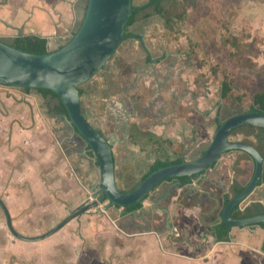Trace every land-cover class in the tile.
<instances>
[{
    "label": "crops",
    "instance_id": "0c3cea01",
    "mask_svg": "<svg viewBox=\"0 0 264 264\" xmlns=\"http://www.w3.org/2000/svg\"><path fill=\"white\" fill-rule=\"evenodd\" d=\"M6 1L0 0L2 4L0 26L7 30L6 37L11 39L10 44L16 38L38 36L48 40L49 50L52 46L56 49L67 43L83 18L81 0H9L7 3ZM167 1L169 6L171 3L175 5L177 0L161 2L165 17L156 14L154 7H145L149 0H138V4L134 5L138 9V14L127 32L130 40L140 44L138 48L146 60L137 69V74L131 72L134 77L139 76V72L145 71L148 67L154 73L163 69L159 68V64L163 65L164 59H161V56L165 51L157 49L158 46L154 45L155 39L158 38L156 34H160L161 31L172 33L170 24L177 23V20L181 22L183 19L169 15L165 9ZM229 6L227 3V7ZM201 18L203 19V16ZM237 18L235 15H229L219 17L216 21L220 25L215 27L216 31L211 36L209 53L212 61L208 64L211 67L225 64L233 75H236L237 71L247 70L252 72L254 81L255 71L264 70V25L256 23L253 26L249 17L245 15L240 20ZM260 20H264L263 17ZM157 23L163 25V30H152L151 27ZM227 31L236 37L248 38L247 42L254 38L259 40L255 70L244 69L228 62L229 50L219 49L221 37L225 36ZM205 48L208 49L204 45L201 46L203 51ZM213 56L223 57L222 60L215 61ZM203 60L204 71L198 76L193 75L187 81V87L180 85L177 88L181 94L174 98L173 106L177 107L175 102L178 101L180 110L171 111L168 116L163 113L161 123L159 121L153 123L151 119L146 122L143 118L142 121H134L135 123L131 125L127 122L125 137L128 133L132 145H121L127 147V153L123 155L122 151L120 152V161L117 159L114 145L112 148L117 182L121 170L123 182L129 174L138 171L136 163L142 159L139 153L146 152L145 148L152 149L155 155L153 161L147 165L146 171L156 160H164L159 156L160 152L164 151L159 147L161 145H142L141 133L161 137V140L170 142L169 146H174L183 154L182 157H185L192 148L203 146L201 138L203 133L205 140L212 134V122L216 132L218 109L222 102L220 84L210 74L209 66L206 64L208 60ZM187 74L191 75L186 71L184 75ZM203 74L206 76L200 79ZM209 84L215 85L216 92L208 90ZM257 86L263 88L262 83H257ZM83 90L84 95L86 93L91 95V91ZM24 94L22 96L29 102L39 99L30 91ZM1 100L8 109V116L3 119V123L8 125V140L17 144L23 137H29V134L31 137L32 133L22 128V124L28 121L26 115L28 112L15 106V97H8L4 93ZM34 119L39 118L36 116ZM133 124L136 126L134 129ZM64 125L67 131L66 122ZM192 134L200 137L198 142H193ZM72 139L74 143L81 144L79 137L72 135ZM134 139L141 145L134 144ZM36 143L32 140L34 145H6L4 156L9 160V167L3 166L0 180V189L3 190L1 199L8 207L13 226L18 233L26 237H32L27 233L33 231L35 235L38 229L32 217L52 213L57 217L69 216L101 188L98 162L95 157L88 155L87 145ZM253 166L250 157L241 151L226 153L215 166L196 177L191 184L171 188L170 183H163L150 195L152 196L150 205L144 204L135 214L123 215L122 209H117L121 214L112 220L116 227L112 232L106 230L104 223L99 224V219L95 217L98 215L88 212L72 220L49 239L25 242L14 239L15 237H11L12 234L9 235L10 238L3 235L6 240L8 239V243L0 245V264H101L91 254L92 242L100 245L105 242L99 249H104L106 257L114 254L113 264H264L263 225L228 228V241H218L212 232L213 227L221 223L219 218L224 207V197L226 195L232 197L234 185L245 186L248 183ZM119 168L121 169L118 172ZM146 171L142 173L145 174ZM251 203H260L264 206V182L242 207ZM113 209L115 208H109ZM17 217L21 218L16 220ZM125 218H128V221L123 224Z\"/></svg>",
    "mask_w": 264,
    "mask_h": 264
},
{
    "label": "rangeland",
    "instance_id": "374dc122",
    "mask_svg": "<svg viewBox=\"0 0 264 264\" xmlns=\"http://www.w3.org/2000/svg\"><path fill=\"white\" fill-rule=\"evenodd\" d=\"M81 2L85 5V0H81ZM168 3V1L165 2V9L170 13L169 15L177 16L180 20L182 19L181 17H183V19L181 22L177 20V23L170 24L172 29L169 28L172 33L169 32L168 34L167 31H161L160 34L154 33V35L156 34L158 37L155 39L154 45L158 46L157 49L165 51L164 55L161 56V59H164L163 65L159 64V68L163 67V69L158 70V72L155 71L154 73L153 70L148 67L145 71H140L139 76L134 77L132 73L136 72L137 74V69L141 67V63L146 62V60L144 58L145 56L141 54L138 48L140 45L139 43H136L135 40L132 39L125 40L108 62V69H102L94 78L79 87L91 91V95L86 93V95L81 97V106L86 110L90 123L106 137L116 138L113 145L116 149L118 161L121 159L119 156L121 151L123 155L127 153V147L121 145H132L129 136L125 137L127 122L128 125L129 123L131 125L135 123L134 121H142L143 118L146 122L151 119L153 123L158 121L161 123V115L163 113L168 116L171 111L180 110L178 101L175 102L177 107L173 106L174 98L181 94L177 88L180 85L182 87H187V81H189L193 75L198 76L200 72L204 71L202 69V59H204L203 61H212L211 53H209V44L211 36L216 31L215 27H219L220 25V23L218 24L216 22L219 17L222 18L235 15L238 17L237 19L240 20L243 15H245L249 17L253 26L256 25V23L257 25L258 23L259 25H264V20H260L261 17L264 19V0H177L175 5L170 2L171 4H169V6ZM227 3L230 4L229 7H227ZM133 4L137 5L138 0H134ZM83 15L84 7L82 8V17ZM201 16H203V19ZM162 24L157 23L156 26H152L151 28L154 31L163 30ZM4 28L0 26V38L4 42L10 43L11 39L6 37L7 30ZM129 30L130 27L128 28V31ZM159 45L162 47H159ZM203 45L208 49L205 48L203 51L201 49ZM54 47L55 46H52L51 50H55ZM167 52L168 55H166ZM213 57L216 61L222 60L223 56ZM108 71L110 72L108 73ZM186 71H188V73L190 72L191 75H184ZM252 75V72L247 70L237 71L236 75H234L238 88L243 92H247V89L252 85ZM205 76V74L201 75L200 79ZM103 81H105V83H101ZM214 86V84L208 85V90L212 93L216 92L214 91ZM185 89L186 88H184L183 91H185ZM25 92L26 91L20 88L0 85V180L2 179L3 166H8L9 164L8 158L4 156L6 153V145H34L32 144V140L33 143L38 142L41 143V145L86 144L79 136L65 130L64 121L50 114L48 104H55L57 102L56 99L50 102V98L43 97L39 91L31 89L30 93L37 95L39 99L29 102L22 96L25 95ZM4 93H6L8 97H15V106L21 107L23 111L28 112L26 114L28 116V121L22 124V128L31 132L32 135L31 137L30 134L29 137H23V140L17 144H13L11 140H8V125L3 123V119L8 116V109L4 107L1 100V95ZM220 99L222 101L220 105L221 112L220 114L218 112V114L219 120L221 121L229 116L241 113L248 106V101L239 102L236 98H233L230 103L226 104L223 102L222 97H220ZM36 116L39 118L38 120L34 119ZM37 123H39L38 127ZM212 126V134L208 136L207 140H205V133H203V137L201 138V140H203V146L194 147L195 149L192 148L191 151L185 154V159L187 161L197 159L200 153L210 145L215 133V125L213 122ZM134 128H136V126L134 127L133 124L132 129ZM72 135H74V137H79L78 140L81 144L74 143L75 141L72 139ZM164 136L166 137V135ZM192 136L194 139L193 142L199 141L200 137L195 136V134H192ZM140 139L142 145H152L149 144V142L146 143V139L142 137ZM233 139L247 141L253 145H262L259 140L258 131L250 130L247 127L236 131L233 134ZM36 145L38 144L36 143ZM160 145L159 147L164 149L159 155L161 159H174L180 154L174 146L163 143ZM162 145L164 146L162 147ZM145 151L146 152L139 153L142 159L136 163L138 165V171L129 174L124 182L122 181V170L120 171L121 168H119L118 172L120 171V173H118L119 178L117 184L120 189L129 190L140 181L142 172L146 171L147 165L153 161L155 156L152 149L145 148ZM2 196L3 190L0 189V197L2 198ZM151 198L152 196L145 200L143 206L144 204L150 205ZM104 205V203L100 205L101 210ZM97 210H92L90 212L98 215L95 217L99 219V224L104 223L106 230L108 229L111 232L115 231L114 229L116 227L112 220L114 221L116 218L115 216L118 217L121 212H118L117 209L107 210L106 212H97ZM66 217H57L53 213L47 216L42 215L37 218L32 217L38 229L35 235L33 231L27 233V235L30 234L32 237L41 236L56 227ZM19 218L21 217H17L16 220ZM127 219L128 218H125L122 223L124 224L127 222ZM21 227L23 228L24 225H21ZM17 228L19 229V227ZM3 235H7L6 237L10 238L9 235H11V233L7 228L5 214L0 207V245H6L8 243V239L6 240ZM11 237L14 238L13 235H11ZM110 242L113 244L112 240ZM104 243L105 242H102L100 245V243L95 244L92 242L90 248L91 254L101 264H113L114 254H112L111 257H106V255H104V249L100 250Z\"/></svg>",
    "mask_w": 264,
    "mask_h": 264
},
{
    "label": "water",
    "instance_id": "95a60500",
    "mask_svg": "<svg viewBox=\"0 0 264 264\" xmlns=\"http://www.w3.org/2000/svg\"><path fill=\"white\" fill-rule=\"evenodd\" d=\"M133 11V0H87L79 30L66 45L51 53L37 55L20 51L0 40V85L20 89H45L55 93L67 110L66 125L90 147L100 171L99 191L41 236L26 237L19 234L13 226L8 207L0 197V207L5 214L7 227L15 238L25 242L49 238L72 220L99 209L101 203L105 204L104 210L137 205L165 182L172 180L174 183L171 188L178 187L180 178L203 175L231 151L249 155L254 162V171L244 189L224 205L219 221L224 222L229 229L264 223V214L244 219H234L231 216L232 211L237 206H242L259 187L264 171V157L260 152L250 143L233 139L232 132L245 126L264 129L262 113L243 112L229 116L221 121L210 145L197 159L160 168L128 192H123L118 187L112 151L114 142L104 137L89 122L88 116L82 111L79 87L102 69L108 68V62L128 38L126 28ZM98 194H102L100 200H96Z\"/></svg>",
    "mask_w": 264,
    "mask_h": 264
},
{
    "label": "trees",
    "instance_id": "16d2710c",
    "mask_svg": "<svg viewBox=\"0 0 264 264\" xmlns=\"http://www.w3.org/2000/svg\"><path fill=\"white\" fill-rule=\"evenodd\" d=\"M134 1V0H133ZM163 0H149V2L145 5V7L152 6L155 9L156 14L161 15L162 17H165L166 14L161 6V2ZM86 4L87 0H85V6H84V14L86 10ZM133 13L128 21L127 28L126 30L133 24L136 15L138 14V9L133 4ZM84 17V15H83ZM83 18L77 27L76 31L74 32L73 36L76 34V32L79 30L81 24H82ZM169 25V19L167 21ZM72 36V37H73ZM72 37L67 41V43L72 39ZM248 38H242V37H236L231 33L226 32L225 36L221 37L220 40V47L219 49H228L227 53V60L230 64H237L239 67L244 68V69H250V70H255L256 63L255 59L258 56V46H259V40L256 38L252 39L250 42H247ZM2 41V40H1ZM65 43L64 45H66ZM11 47L32 53V54H46V53H51L59 50L62 48L64 45H61L60 47L56 48L55 50H49L48 48V40L46 38L38 37V36H25V37H20L16 38L15 40L12 41L11 44H8ZM209 61L206 63L207 66H209V72L214 76V79L219 82L220 84V96L222 97V100L224 103L228 104L233 98H236L239 102L241 101H248V106L244 109L243 112H252V113H262L264 114V70H257L255 71L254 75V81L252 85L247 89V92H243L241 89L238 88L237 82L235 80V76L228 70V66L225 64H217L214 66H210ZM257 83H262L263 88H259L257 86ZM24 91H30L31 89H23ZM43 97H48L50 98V102L52 100L56 99L57 102L53 105L48 104V110L50 114L54 117H63V118H68V113L63 105V103L59 100L58 96L45 89H37ZM84 91L80 89V96H83ZM220 106L218 109V112L220 114ZM84 112V110H82ZM221 123V120L217 121V129ZM248 128L250 130H257L259 133V140L260 142L263 143V145H253L259 152L260 154L264 157V129L261 128H255V127H240L232 132L233 134L243 128ZM143 138L148 140L149 142L156 144L158 143V139L156 136L149 134V133H141ZM132 138H134L132 136ZM247 142V141H246ZM249 143V142H247ZM134 144H139L137 139H134ZM88 151L90 156H94L92 150L88 146ZM205 150H203L200 153V156L203 155ZM247 155L246 153H244ZM250 157L249 155H247ZM250 159L253 161V159L250 157ZM185 161V158L182 156H178L175 159L172 160H156L152 165L149 166L148 170L146 173L141 177L140 181L141 182L143 179H145L150 173L163 168L168 165H173V164H179L181 162ZM254 165V162H253ZM237 169V167H236ZM238 170V169H237ZM254 171V166L252 170V174ZM251 174V177H252ZM198 175L192 176V177H183L180 178L179 181L181 182V186H185L189 183H191ZM237 178V174H236ZM250 180V179H249ZM138 182V183H139ZM249 182V181H248ZM264 182V175H262L261 181L259 184ZM137 185V184H136ZM135 185V186H136ZM134 186V187H135ZM134 187H132L129 190H122L123 192H128L132 190ZM244 189L243 185H234L232 188V197L235 195H238L242 190ZM229 195H226L224 197V205L232 198ZM143 207V202L134 205L132 207H127L123 208L122 214L126 215L130 212L137 211ZM117 209H120L119 207H115ZM257 214H264V206L261 205L260 203H251L247 205L246 207L242 206H237L231 213L232 218L234 219H244L247 217H251ZM259 225H263L259 224ZM228 227L224 222H221L220 224L216 225L213 227L212 232L213 235L216 237L218 241H228Z\"/></svg>",
    "mask_w": 264,
    "mask_h": 264
},
{
    "label": "flooded vegetation",
    "instance_id": "af4514ba",
    "mask_svg": "<svg viewBox=\"0 0 264 264\" xmlns=\"http://www.w3.org/2000/svg\"><path fill=\"white\" fill-rule=\"evenodd\" d=\"M8 1H9V0H7L6 3H7ZM6 3H5V4H6ZM0 5H2V4H0ZM17 32H19V30H18ZM126 34H127V36H128V38H127L126 40H130V35H129V33L126 32ZM6 43H7V44H10V43H8V42H6ZM104 69L107 70L108 68H104ZM104 69H103V70H104ZM79 89H81V88H79ZM82 90H83V89H82ZM83 91H84V90H83ZM83 96H84V93H83ZM82 110H84V113L86 114V110L83 109V108H82ZM86 115H87V114H86ZM56 118H59V119H61V120L64 121V122L66 121V118H63V117H56ZM88 120H89V119H88ZM89 122H90V121H89ZM92 126H93V125H92ZM93 127H94V126H93ZM94 128H95V127H94ZM96 129H97V128H96ZM97 130H98V129H97ZM67 131L71 132L72 134L77 135V134L75 133V131L71 129L70 126H67ZM98 131H100V130H98ZM100 133H101L104 137H106L101 131H100ZM152 135H153V134H152ZM77 136H78V135H77ZM126 136H129V134L127 133ZM154 136H155V135H154ZM106 138L109 139V140H113V142H114V140L116 139V138H112V137H106ZM129 139H131V138L129 137ZM157 139H158L159 142L156 143V144H153V143L149 142L148 140H146V142H149V144H152V145H160V144H162V143H163V144L171 145L170 142L167 141L168 143H166V142H164L163 139L161 140V137H160V138L157 137ZM245 142H246V141H245ZM261 143H262V142H261ZM113 144H114V143H113ZM139 144H140V143H139ZM139 144H138V145H139ZM85 145H87V144H85ZM140 145H141V144H140ZM252 145H253V144H252ZM262 145H263V143H262ZM112 148H113V146H112ZM86 150L88 151V145L86 146ZM112 151H113V150H112ZM88 155H89V151H88ZM113 155H114V154H113ZM182 155H183L182 153L179 154V156H182ZM91 157H93V156H91ZM184 158H185V157H184ZM114 160H115V158H114ZM185 161H187V160L185 159ZM142 174H143V173H142ZM143 175H144V174H143ZM143 175L140 176V179H141V177H142ZM198 176H199V175H198ZM198 176H197V177H198ZM178 181H179V179H178ZM193 181H194V180H193ZM179 182H180V181H179ZM168 183H170V184L172 185L174 182H173L172 180H170ZM191 183H192V182H191ZM191 183H189V184H191ZM179 186H181V182H180V185H179ZM179 186H178V187H179ZM118 187H119V186H118ZM174 187H175V186H174ZM181 187H183V186H181ZM172 188H173V187H172ZM156 189H157V188H156ZM156 189H155V190H156ZM121 190H122V189H121ZM94 193H95V192H94ZM151 194H152V193H151ZM151 194H150V195H151ZM150 195H149V197H150ZM101 196H102V194H98V196L96 197V200H100ZM149 197H148V198H149ZM148 198H147V199H148ZM147 199H146V200H147ZM143 202H144V201H143ZM101 204H102V203H101ZM101 204H100V205H101ZM142 208H143V207H142ZM142 208H141V209H142ZM115 209H117V208H115ZM108 210H109V209H108ZM139 210H140V209H139ZM137 211H138V210H137ZM97 212H105V211H104V209L101 210V208H99V209L97 210ZM133 212H136V211H133ZM133 212H130V213H128V214H131V213H133ZM128 214H126V215H128ZM168 225H169V223H168ZM7 228H8V227H7ZM169 228H171L170 225H169ZM8 230H9V229H8ZM15 230H16V229H15ZM9 232H10V231H9ZM10 233H11V232H10ZM11 234H12V233H11ZM19 234H20V233H19ZM12 235H13V234H12ZM13 236H14V235H13Z\"/></svg>",
    "mask_w": 264,
    "mask_h": 264
}]
</instances>
